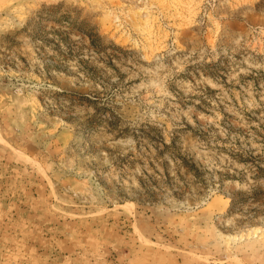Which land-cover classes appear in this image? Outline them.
<instances>
[{
  "label": "rangeland",
  "instance_id": "1",
  "mask_svg": "<svg viewBox=\"0 0 264 264\" xmlns=\"http://www.w3.org/2000/svg\"><path fill=\"white\" fill-rule=\"evenodd\" d=\"M0 264H264V0H0Z\"/></svg>",
  "mask_w": 264,
  "mask_h": 264
}]
</instances>
